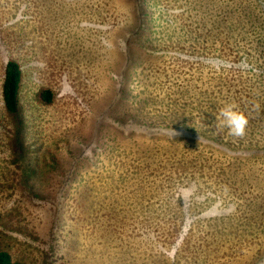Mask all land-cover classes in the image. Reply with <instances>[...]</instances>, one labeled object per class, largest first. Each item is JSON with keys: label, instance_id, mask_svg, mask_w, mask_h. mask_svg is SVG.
<instances>
[{"label": "rangeland", "instance_id": "obj_1", "mask_svg": "<svg viewBox=\"0 0 264 264\" xmlns=\"http://www.w3.org/2000/svg\"><path fill=\"white\" fill-rule=\"evenodd\" d=\"M0 250L264 264V0H0Z\"/></svg>", "mask_w": 264, "mask_h": 264}, {"label": "trees", "instance_id": "obj_2", "mask_svg": "<svg viewBox=\"0 0 264 264\" xmlns=\"http://www.w3.org/2000/svg\"><path fill=\"white\" fill-rule=\"evenodd\" d=\"M22 79V67L16 60H9L6 64L5 78L3 83V96L7 110L18 113L19 90ZM52 91L46 89L42 92L43 99L48 103L52 101ZM0 264H25L12 258L9 252L0 250Z\"/></svg>", "mask_w": 264, "mask_h": 264}, {"label": "clouds", "instance_id": "obj_3", "mask_svg": "<svg viewBox=\"0 0 264 264\" xmlns=\"http://www.w3.org/2000/svg\"><path fill=\"white\" fill-rule=\"evenodd\" d=\"M220 125L226 127L231 136L242 138L246 134V129L249 123L248 116L233 104L225 105L219 112L217 117ZM179 135L172 129L170 137Z\"/></svg>", "mask_w": 264, "mask_h": 264}]
</instances>
